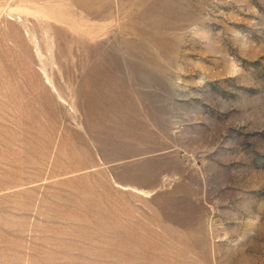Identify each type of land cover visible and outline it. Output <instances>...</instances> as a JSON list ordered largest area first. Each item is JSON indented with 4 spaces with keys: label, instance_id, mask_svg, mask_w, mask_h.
Here are the masks:
<instances>
[{
    "label": "rangeland",
    "instance_id": "obj_1",
    "mask_svg": "<svg viewBox=\"0 0 264 264\" xmlns=\"http://www.w3.org/2000/svg\"><path fill=\"white\" fill-rule=\"evenodd\" d=\"M0 264H264V0H0Z\"/></svg>",
    "mask_w": 264,
    "mask_h": 264
}]
</instances>
